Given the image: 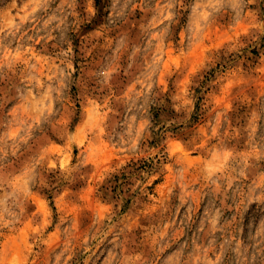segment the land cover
Returning a JSON list of instances; mask_svg holds the SVG:
<instances>
[{
	"label": "rangeland",
	"instance_id": "obj_1",
	"mask_svg": "<svg viewBox=\"0 0 264 264\" xmlns=\"http://www.w3.org/2000/svg\"><path fill=\"white\" fill-rule=\"evenodd\" d=\"M0 264H264V0H0Z\"/></svg>",
	"mask_w": 264,
	"mask_h": 264
}]
</instances>
